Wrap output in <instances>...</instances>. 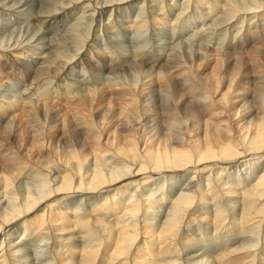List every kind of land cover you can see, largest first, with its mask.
I'll use <instances>...</instances> for the list:
<instances>
[{
    "label": "bare ground",
    "instance_id": "obj_1",
    "mask_svg": "<svg viewBox=\"0 0 264 264\" xmlns=\"http://www.w3.org/2000/svg\"><path fill=\"white\" fill-rule=\"evenodd\" d=\"M0 19V264H264V0Z\"/></svg>",
    "mask_w": 264,
    "mask_h": 264
},
{
    "label": "rangeland",
    "instance_id": "obj_2",
    "mask_svg": "<svg viewBox=\"0 0 264 264\" xmlns=\"http://www.w3.org/2000/svg\"><path fill=\"white\" fill-rule=\"evenodd\" d=\"M180 2H182V0H179ZM2 15H4V14H2ZM1 15V16H2ZM192 14H190V16H191ZM5 16V15H4ZM129 18H131V15H130V17ZM57 21L55 22H53L52 24H50V27L48 26V27H46V31H48V30H52V31H54L53 33H55L56 35H61V33H64V31L66 30V28H68V24L66 25V23H64V25H63V27L60 25V23L63 21L62 20V18H57L56 19ZM71 20V19H70ZM204 20V19H203ZM0 21H1V19H0ZM59 21V22H58ZM196 23V22H195ZM188 24H191V23H188ZM188 26H186V28H187ZM173 28V27H172ZM191 29V27H189V29L187 28V30H190ZM171 30H173V29H171ZM151 30L150 29H148L147 30V32H146V34H148V33H151L150 35H148V38L149 39H154L153 37H155L154 36V34H157L158 33V31H154V33L153 32H150ZM177 31H179L177 28H175L174 29V33L176 32L177 33ZM115 32L118 34V33H120V34H118L119 36H118V38H120V39H122V40H124V35L121 33V31L120 30H117V29H115ZM181 33H183V32H181ZM143 34V33H142ZM188 33L186 32L185 33V35H187ZM111 35V37H112V34H110ZM144 35V34H143ZM190 35H193V33H191ZM152 37V38H151ZM128 38H132V35L130 36V35H128V36H125V40L126 39H128ZM114 40H116L115 38H113ZM112 39V40H113ZM155 39H158V38H155ZM132 41V40H131ZM125 44V43H124ZM123 44V45H124ZM125 45H127L128 46V44L126 43ZM131 45V44H130ZM83 71V72H82ZM82 71H80L79 72V74L81 75V78H80V80L82 81V82H89L90 83V81H91V77L93 76V74L91 73V72H88V71H86L85 69L83 70L82 69ZM86 72V73H85ZM88 72V73H87ZM84 74H85V76H84ZM89 74V75H88ZM94 77V76H93ZM84 78V79H83ZM13 87H15L16 85L15 84H11ZM12 87V88H13ZM179 191V190H178ZM63 223H64V221H63ZM209 238H210V235H207Z\"/></svg>",
    "mask_w": 264,
    "mask_h": 264
}]
</instances>
